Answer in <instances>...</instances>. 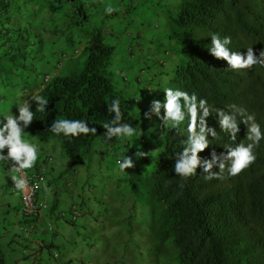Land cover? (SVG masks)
I'll list each match as a JSON object with an SVG mask.
<instances>
[{"label":"trees","instance_id":"trees-1","mask_svg":"<svg viewBox=\"0 0 264 264\" xmlns=\"http://www.w3.org/2000/svg\"><path fill=\"white\" fill-rule=\"evenodd\" d=\"M138 1L131 0L121 14L106 16L94 12L98 0H0V101L15 103L37 90L28 100L42 97L47 106L39 111L33 103L29 138L35 137L41 144L54 138L74 165V172L79 171V162L84 167L93 161V151L100 154L93 171L117 166L121 174L112 181L125 184L112 189L108 199L120 196L124 202L112 218L118 217V221L110 247L112 257L122 258L120 264H264V139L254 149L256 161L236 177L205 180L206 173L198 167L196 175L181 180L172 170L173 156L189 136L190 115L177 126L161 121L163 109L160 117L138 109L135 99L122 95L125 88L118 90L104 74L115 46H125L132 57L133 49H141L147 42L146 31L133 17ZM171 4L174 8L162 17L161 25L166 29V48L160 101L167 88L195 95L197 104L206 100V125L213 128L214 109L227 111L228 105L236 104L254 114L264 131V67L230 71L225 61L207 51L213 32L231 36L233 51L243 53L252 47L258 55L264 50V0H174ZM107 19L124 26L121 36L109 30ZM95 22L102 26L94 28ZM123 35L128 39L123 40ZM48 37L51 42H46ZM108 40L116 42L108 45ZM56 44L84 46L86 59L79 74H58L65 51ZM52 61L54 73L40 71ZM46 77L49 80L44 83ZM121 80L125 82L123 76ZM112 99L120 101L122 122L132 124L137 133L105 143L102 125L111 118L106 106ZM181 103L187 112V102ZM146 113L148 117H144ZM58 119H84L96 133L58 136L48 131ZM202 126L198 107L195 130ZM238 127L235 142L217 127V135L209 138V147L198 157L210 160L213 152L219 156L229 145L247 143L245 126ZM137 151L144 156L136 158ZM124 154L133 159V167L121 171L119 162ZM211 171L222 174L218 167ZM80 177L81 183V171ZM91 189L88 181L80 186V217L83 205L93 195ZM129 244L135 246L130 253Z\"/></svg>","mask_w":264,"mask_h":264},{"label":"rangeland","instance_id":"rangeland-1","mask_svg":"<svg viewBox=\"0 0 264 264\" xmlns=\"http://www.w3.org/2000/svg\"><path fill=\"white\" fill-rule=\"evenodd\" d=\"M98 1H100V5L94 11L97 14H102L105 6H112L116 9L113 13L121 14L124 12L122 8L127 9L131 3V0ZM173 1L139 0L137 2L138 9L134 11L133 17L137 19L138 27L146 31L144 36L147 42L142 45L141 49L134 48L132 57H129L125 46L118 48L115 46L104 72L115 88L120 91L125 88V93L122 92L124 98L135 99L138 109L147 110L149 114H151V103L160 101L162 96V61L164 59L163 50L166 48L163 38L166 29H163L161 25L162 17L166 18L167 12L174 8L171 4ZM105 21H107L105 24L112 33L122 35L124 32L123 25L120 23L114 25L108 19ZM101 26L102 24L95 22L94 28L98 29ZM132 31L130 29L129 32ZM125 34L127 35V33ZM126 35L122 36L123 40L128 39ZM51 41L52 38H46V42ZM114 42L116 41L108 40L107 43L112 45ZM121 43L125 44L124 41ZM56 46L65 51L61 68L57 70L58 74L69 76L79 74L84 68L86 59V53L82 49L84 46L82 44H76L74 47L72 45L70 48L64 45L59 47L56 44ZM54 63L55 61H52L44 71L43 68H40V71L54 73L56 71L53 69ZM121 76L124 77L125 82H122ZM134 76H138L137 81L134 80ZM158 92L160 93L157 96L156 93ZM13 107L14 102L1 100L0 118L5 117L9 111L12 112ZM138 116H143V114ZM25 137L37 146L38 159L35 165L43 166L47 175L51 177L56 173H64L61 183L64 181L70 184L65 191L67 195L62 193L63 196H59L54 189L46 187H43L39 192V197L47 203V213L52 212L50 217L39 223L33 234V237L37 236L45 242L46 247L40 249L37 244L32 242L29 235L26 236L20 230V225L15 220L19 217V196L17 193L10 192L14 187L13 177L15 175L8 163L0 164V264H56L70 259H72V263L78 261L84 264H120L122 258H119L118 255L112 257L110 247L113 246L115 235L113 229L118 221V217L112 218L116 214L115 209L122 207L124 202L120 196L112 201L108 199L112 189L117 190L119 185L125 184V181H112L114 177L121 174L118 173L117 166H109L106 171H93L97 167V158L100 157L99 153L93 151L91 154L93 161L89 165L83 167L81 162L78 163L77 168L84 176L83 182L80 183L76 179L74 170L71 171L74 165L69 163L65 154L62 153L59 143L54 138H50L46 143L41 144L35 137L29 138L27 132ZM86 153H90V151ZM45 156L51 157V161L47 164L43 162ZM50 168L54 169V173L50 172ZM91 174L93 175L92 180L90 179ZM85 181L90 182L92 188L90 192L93 195L89 197L91 198L89 203L83 205V215L76 218L73 223L71 220L69 223L62 222L57 214L66 211L68 215V210L72 204H79L80 186ZM63 187L66 188L64 184H61L59 189L62 190ZM5 202L7 204H4ZM111 219L113 223L110 222ZM57 230H59L60 235L55 237ZM14 234L18 237H15ZM134 247V244H129L128 253L134 250ZM36 250L38 252L34 253ZM53 253L59 255L57 260L52 259Z\"/></svg>","mask_w":264,"mask_h":264},{"label":"clouds","instance_id":"clouds-1","mask_svg":"<svg viewBox=\"0 0 264 264\" xmlns=\"http://www.w3.org/2000/svg\"><path fill=\"white\" fill-rule=\"evenodd\" d=\"M116 9L112 6H105L103 13L106 16H110ZM210 44H208V53L217 60H223L228 66L230 71H243L252 69L255 65L264 67V50L258 55L254 54L252 47L245 49L243 53L240 51H233L230 45L232 44V37L229 35L220 36L213 32L209 35ZM76 45V44H75ZM73 45V47L75 46ZM77 51L75 50V53ZM49 80L46 77L44 83ZM44 86L40 87V90ZM37 90L32 95H27L24 99H18L14 103L13 111L8 112L5 117L0 118V164L8 163L15 177H13L14 187L16 193L19 196V217L15 220L20 225V230L29 235L32 242L37 244L40 249L46 247L44 240L39 237H33L36 227L43 220L45 221L51 213H47V203L44 199L39 197V192L43 187L54 189L59 196L67 195L65 192L70 183L62 182L64 173L53 174L52 177L47 175L43 166L35 165L38 159L37 146L29 142L25 133L30 127L34 119L33 103L38 105L39 111H45L47 101L42 97H37L35 101L29 98L33 97ZM181 101L187 102V112H185L184 105ZM195 95L189 96L187 92L180 91L178 89L167 88L164 91L163 101H153L150 106V113L160 117V111L163 109V116L160 117L161 121H168L177 126L185 119L186 115H190L191 120L188 126L189 136L184 141V147L173 156L174 164L172 167L176 176L181 180H186L188 177L196 175L198 167L203 169L206 173L205 180L221 179L224 177H236L252 165L256 161V154L254 149L259 145V142L264 139V131L261 130V126L256 121L254 114L247 111L246 108L238 106L236 104L228 105V110L214 109L216 113V128L206 125V118L209 115V108L207 107V101L200 99L197 103ZM16 104V106H15ZM107 112L111 113V118L107 119L102 125L105 130L103 133L105 143L111 141L114 137L117 139H125L133 137L137 133V129L127 122H122V113L120 110V101L118 99H112L107 106ZM201 109V121L203 126L196 128V114L197 108ZM17 113L16 115H14ZM148 114L146 113V117ZM239 118V119H237ZM239 124H243L246 128L245 139L247 143H235L227 146L226 150L217 156L214 152L211 155L210 160L202 161L198 157V153L202 152L210 145V137L217 135V127L223 133H225L231 140L236 141L237 134L239 132ZM26 129V132H25ZM50 132L63 136L66 138L79 137L81 134H94L95 128H90L89 124L84 119H58L53 120L50 124ZM46 142H43L44 144ZM136 158L144 156V153L137 151ZM51 161V157L45 156L43 162L47 164ZM133 167V159L126 154L122 156L119 162V168L121 171L130 169ZM213 167H218L221 173L212 172ZM23 169L26 176L35 175L38 181V187L33 194V197L27 201L22 195L27 186V179L22 178V174L18 171ZM50 172L54 173V169L50 168ZM76 179L80 182L81 177L78 179L80 170L75 172ZM64 184L62 190L59 186ZM48 185V186H47ZM183 187V184L180 185ZM15 193V194H16ZM63 193V194H62ZM81 197L78 195V199ZM4 204H7L5 202ZM78 204H72L68 210L61 211L57 216L62 222L71 220L72 223L76 218H80L78 211ZM20 218V219H19ZM50 223V222H49ZM33 231V232H32ZM55 235L59 236V230L55 231ZM18 237V235L16 236ZM52 247V245H50ZM48 247V246H47ZM36 250L34 253H37ZM52 259L57 260L59 255L57 253L52 254ZM1 262V257H0ZM56 264H84L83 262L72 263V259L63 260Z\"/></svg>","mask_w":264,"mask_h":264},{"label":"built area","instance_id":"built-area-1","mask_svg":"<svg viewBox=\"0 0 264 264\" xmlns=\"http://www.w3.org/2000/svg\"><path fill=\"white\" fill-rule=\"evenodd\" d=\"M18 173L22 174V178L27 179V186L23 191H21V193L27 199V201H29V199L33 197V194L38 187V181L36 180L35 175L26 176L23 169L19 170Z\"/></svg>","mask_w":264,"mask_h":264},{"label":"crops","instance_id":"crops-1","mask_svg":"<svg viewBox=\"0 0 264 264\" xmlns=\"http://www.w3.org/2000/svg\"><path fill=\"white\" fill-rule=\"evenodd\" d=\"M27 95H32L31 93H28ZM14 173V172H13ZM14 175H15V173H14ZM48 186V185H47ZM16 191V188L15 187H13V189L10 191L11 193H16L15 192ZM14 236L16 237L17 235L16 234H14ZM55 237H58V236H55Z\"/></svg>","mask_w":264,"mask_h":264}]
</instances>
